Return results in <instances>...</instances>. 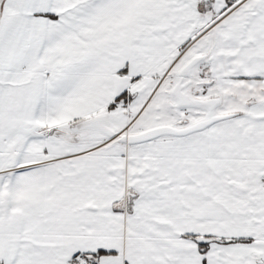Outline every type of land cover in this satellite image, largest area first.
Returning a JSON list of instances; mask_svg holds the SVG:
<instances>
[{
	"label": "snow or ice",
	"instance_id": "obj_1",
	"mask_svg": "<svg viewBox=\"0 0 264 264\" xmlns=\"http://www.w3.org/2000/svg\"><path fill=\"white\" fill-rule=\"evenodd\" d=\"M0 264H264V0H0Z\"/></svg>",
	"mask_w": 264,
	"mask_h": 264
}]
</instances>
